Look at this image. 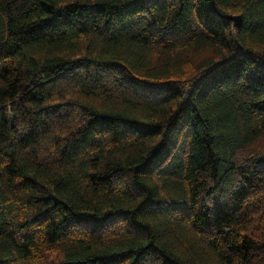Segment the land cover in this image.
Instances as JSON below:
<instances>
[{
    "label": "trees",
    "instance_id": "16d2710c",
    "mask_svg": "<svg viewBox=\"0 0 264 264\" xmlns=\"http://www.w3.org/2000/svg\"><path fill=\"white\" fill-rule=\"evenodd\" d=\"M43 258L264 264V0H0V264Z\"/></svg>",
    "mask_w": 264,
    "mask_h": 264
},
{
    "label": "water",
    "instance_id": "95a60500",
    "mask_svg": "<svg viewBox=\"0 0 264 264\" xmlns=\"http://www.w3.org/2000/svg\"><path fill=\"white\" fill-rule=\"evenodd\" d=\"M231 19H233L234 20V23L236 24V25H239V20H240V18H239V16L238 15H231V16H229Z\"/></svg>",
    "mask_w": 264,
    "mask_h": 264
},
{
    "label": "rangeland",
    "instance_id": "374dc122",
    "mask_svg": "<svg viewBox=\"0 0 264 264\" xmlns=\"http://www.w3.org/2000/svg\"><path fill=\"white\" fill-rule=\"evenodd\" d=\"M42 260H43V263H39V264H45V263H47L48 261H50L51 259H45V258H43Z\"/></svg>",
    "mask_w": 264,
    "mask_h": 264
}]
</instances>
